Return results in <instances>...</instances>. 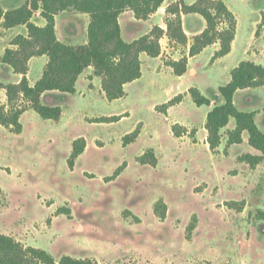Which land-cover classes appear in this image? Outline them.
<instances>
[{"label":"rangeland","instance_id":"374dc122","mask_svg":"<svg viewBox=\"0 0 264 264\" xmlns=\"http://www.w3.org/2000/svg\"><path fill=\"white\" fill-rule=\"evenodd\" d=\"M221 1L236 20L231 51L224 58H214L219 43L189 56L206 23L199 15H182L187 43L173 44L164 36L160 57L142 54V77L126 84L123 98L107 101L98 79L89 80L85 72L77 94L50 93L42 100L62 110L59 121L43 120L28 109L20 118V134L0 126V234L24 248L43 250L55 261L67 256L98 264H264V219L256 217L264 212V161L254 168L241 161L257 154L246 133L245 144L227 146L233 119L222 130L219 148L210 151L204 129L209 107L196 106L188 93L195 88L216 106L222 103L218 88L232 69L241 62L264 67V0ZM175 2L163 0L146 21L125 11L119 24L123 39L133 42L154 27L165 31L166 8ZM24 3L5 0L3 6L11 10ZM84 21L76 25L60 19V38L79 43L72 36L85 35ZM9 45H0V51ZM182 58L188 66L180 78L167 63ZM39 66L38 61L32 64V83L40 76ZM17 77L0 65V83L15 84ZM179 95L181 103L167 113L158 109ZM234 101L239 111H256L257 127L264 133V87L241 90ZM5 102L0 89V105ZM114 116L122 118L96 121ZM174 125L188 133L177 138ZM138 127L135 142L124 145ZM79 138L86 147L71 169L72 144ZM148 152L155 166L138 162ZM121 166L123 171L111 180ZM158 202L166 206L164 219L155 213Z\"/></svg>","mask_w":264,"mask_h":264},{"label":"trees","instance_id":"16d2710c","mask_svg":"<svg viewBox=\"0 0 264 264\" xmlns=\"http://www.w3.org/2000/svg\"><path fill=\"white\" fill-rule=\"evenodd\" d=\"M163 4V0H26L17 8L4 11L0 0V22L6 29L24 26L26 36L18 35L10 43L14 49H6L2 63L8 65L15 74L21 75L18 84H1L5 91L6 103L0 105V126L10 130L13 134H20L22 126L21 116L32 109L43 120L59 121L62 110L59 107H48L41 103V97L46 92H58L73 95L76 92L78 77L89 67L93 75L101 80V91L107 101L112 102L124 97V86L141 78L140 55L146 54L150 58L161 55L160 40L165 36L170 43L184 45L187 35L182 27V15L196 14L206 23L205 30L195 36L189 49V56L199 55L205 48L219 43L220 48L214 58L227 56L235 38L236 20L221 0H197L192 5H186L184 0H176L166 8V30L154 27L153 30L133 42L122 39L119 17L127 10L134 18L146 21L156 13ZM45 20L44 27L32 23L36 12ZM66 11L85 14L89 17L87 27V43L85 45H70L58 40L55 33V16ZM45 56L48 59L41 78L30 86L27 80L28 62L35 57ZM188 61L182 58L170 61L167 66L177 77L187 72ZM264 87V67L252 62H241L230 73V81L218 88V95L222 103L214 106L206 116V142L210 151L215 152L222 140L221 131L229 121H235L233 130L228 131L227 146L240 145L242 134L248 135V146L260 155H244L240 159L254 168L264 161V133L255 122L256 112L239 111L234 104L236 92ZM193 103L198 106H211V101L203 97L195 88L188 90ZM179 95L160 108L167 113L170 107L181 103ZM157 109V110H158ZM122 117H101L97 123L118 122ZM139 127L124 138V145L134 143L139 135ZM173 134L180 138L188 133L182 126L174 125ZM194 133V132H193ZM86 142L84 138L75 140L68 160L72 169L75 160L84 153ZM142 165H156L152 152L138 158ZM123 171L118 168L110 178L115 179ZM234 204H229L232 207ZM242 210V205L238 209ZM155 213L160 219L165 218L166 206L163 203L155 205ZM258 219H264V212H259ZM194 230V225L188 227V234ZM0 264H98L89 259H73L64 256L55 261L43 250L24 248L19 242L0 234Z\"/></svg>","mask_w":264,"mask_h":264},{"label":"crops","instance_id":"0c3cea01","mask_svg":"<svg viewBox=\"0 0 264 264\" xmlns=\"http://www.w3.org/2000/svg\"><path fill=\"white\" fill-rule=\"evenodd\" d=\"M4 1L5 0H2V6H3V3H4ZM26 1V0H25ZM19 7V6H18ZM3 8H4V11H7V9L3 6ZM131 12V11H130ZM68 12H62V13H60V14H58V15H56L55 16V33H56V36H57V38H58V40L59 41H61V42H63V43H66V44H70V45H74V46H77V45H85L86 43H87V34H86V31H87V27H88V24H89V17L87 16V15H85V14H71V15H68L67 14ZM125 13V12H124ZM123 13V14H124ZM132 13V12H131ZM122 14V15H123ZM122 15L119 17V24H120V19H121V17H122ZM132 15H133V13H132ZM69 19V20H71L74 24H76V25H78V22H79V19L80 18H84L86 21H84V30H85V35L83 36H72L74 39H77V40H79V43H70V42H68V41H66V39L64 38L63 40L60 38V36H59V34H58V23H59V20L60 19H66L67 20V18ZM133 17H134V15H133ZM37 20V21H36ZM32 23H34L36 26H38V27H44L45 25H46V22H45V20L44 19H42L41 18V16H40V11H38V12H36L35 14H34V16H33V18H32ZM69 31L70 30H72L71 28H69L68 29ZM18 35H22V36H26V29H25V27L24 26H18V27H15V28H10V29H6V28H4L3 26H2V22H0V45L1 46H4L5 45V43L7 42V41H9L10 43H11V41L16 37V36H18ZM122 35V34H121ZM187 35V34H186ZM122 39H123V36H122ZM187 39H188V36H187ZM124 40V39H123ZM125 41V40H124ZM126 42V41H125ZM209 48V46L207 47V48H205L204 50H206V49H208ZM6 49H14V47L13 46H11V45H9L8 46V48H4L3 50H1L0 51V65H5V64H3L2 63V57H3V55H4V53H5V50ZM188 49H189V47H188ZM161 56V55H160ZM159 56V57H160ZM142 54L140 55V62H141V60H142ZM224 58V57H223ZM222 59V58H221ZM36 61H38V63H40V66H39V68H40V70H41V73H40V76H39V78L34 82V83H32L31 81H30V79H29V76H30V70H31V68H32V64L33 63H35L36 64ZM47 62H48V59H47V57H45V56H42V57H35V58H32V59H30L29 60V62H28V74H27V80H28V83H29V85L30 86H34L35 85V83L41 78V76H42V74H43V70H44V68H45V66L47 65ZM5 66H8V65H5ZM188 66V65H187ZM9 67V66H8ZM237 67V66H236ZM235 67V68H236ZM141 70H142V62H141ZM233 70V69H232ZM231 70V71H232ZM85 72H87V78H89V80H91V81H93V79H98V81H99V85H100V87H101V80H100V78H98V77H95L94 75H93V69L91 68V67H89L88 69H86L79 77H78V80H77V82H76V92H75V94H77V84H78V82H79V79L84 75V73ZM173 72V71H172ZM14 73V72H13ZM142 73V72H141ZM15 74V73H14ZM18 77H17V80H16V82H15V84H18L20 81H21V79H22V76L21 75H18V74H16ZM185 75H183L182 77H180V78H183ZM142 77V76H141ZM230 81V79L228 80V82ZM227 82V83H228ZM226 83V84H227ZM2 84V83H1ZM4 85H7V84H4ZM126 86V85H125ZM125 86H124V89H125ZM2 90V89H1ZM4 91V90H3ZM239 92V91H238ZM4 93H5V91H4ZM50 93H58V92H46V93H44L43 95H42V97H41V102H42V100H44L45 99V97H46V95H48V94H50ZM237 93V92H236ZM101 95H103L104 96V94H103V92L101 91ZM236 95V94H235ZM235 95H234V98H235ZM6 97V96H5ZM105 97V96H104ZM169 102V101H168ZM6 103V102H5ZM4 103V104H5ZM234 104H235V101H234ZM3 105V104H2ZM214 106H212V101H211V106L209 107V111L213 108ZM208 111V112H209ZM251 112H256V111H251ZM255 122H256V117H255ZM256 125H257V122H256ZM205 129V128H204ZM225 129V128H224ZM231 130H233V129H231ZM206 131V130H205ZM244 133H246V132H244ZM244 133L242 134V143L241 144H245L246 143V141H245V138H244ZM221 134H222V131H221ZM247 134V133H246ZM248 136V135H247ZM205 141H206V136H205ZM247 144H248V137H247ZM206 145L208 146V144H207V142H206ZM254 150V149H253ZM255 151V150H254ZM257 152V151H256ZM250 155H252V154H250ZM258 155H260V153L259 152H257V154H255L254 156H258Z\"/></svg>","mask_w":264,"mask_h":264}]
</instances>
